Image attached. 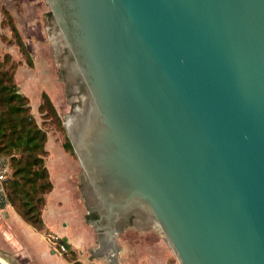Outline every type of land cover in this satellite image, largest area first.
Segmentation results:
<instances>
[{"label": "water", "instance_id": "95a60500", "mask_svg": "<svg viewBox=\"0 0 264 264\" xmlns=\"http://www.w3.org/2000/svg\"><path fill=\"white\" fill-rule=\"evenodd\" d=\"M46 1L109 264L134 217L179 264H264V0Z\"/></svg>", "mask_w": 264, "mask_h": 264}, {"label": "crops", "instance_id": "0c3cea01", "mask_svg": "<svg viewBox=\"0 0 264 264\" xmlns=\"http://www.w3.org/2000/svg\"><path fill=\"white\" fill-rule=\"evenodd\" d=\"M43 6V0H0L1 57L6 53L13 55L14 50L18 51L17 44L12 42L14 32L8 22L7 13L12 17L33 55L30 38L37 37L41 41L45 39L44 28L48 19L45 18L46 11ZM37 10L41 12L37 14ZM19 56L21 60V55ZM19 88L26 95L21 85ZM55 97L56 95L53 98ZM39 106L37 113L31 106L37 120L40 114ZM45 149V163L53 183V190L47 195L42 212L45 230L36 229L19 215L15 207L8 205L4 210H0V250L15 264H72L61 252L56 251L48 240L47 233L51 232L66 240L82 263L109 264V250L100 244L101 232L90 222L98 215L89 210V195L81 188L75 161L66 152L64 144H58L49 133ZM58 177L62 178L61 182H58ZM59 188L63 189V193H58ZM65 205L71 208L69 214L65 213ZM94 214L96 217L92 216ZM117 241L121 247L118 257L121 264H179L161 234L152 225L142 224L138 218L135 221L131 219L125 225V230L117 235Z\"/></svg>", "mask_w": 264, "mask_h": 264}, {"label": "trees", "instance_id": "16d2710c", "mask_svg": "<svg viewBox=\"0 0 264 264\" xmlns=\"http://www.w3.org/2000/svg\"><path fill=\"white\" fill-rule=\"evenodd\" d=\"M9 19L16 42L27 56V62L32 65L24 40L10 15ZM10 62L9 55L0 59V156L5 157L10 164L6 181L8 201L26 222L43 231L45 224L42 212L46 197L53 190L45 163L47 131L33 115L29 97L20 91L15 78L16 65ZM39 110L54 117L59 128L64 129L62 119L46 92L42 95ZM64 146L74 152L70 140L64 142ZM92 216L96 217V214ZM61 242L68 245L64 239ZM71 254L70 257H65L72 264H83L76 258L74 251Z\"/></svg>", "mask_w": 264, "mask_h": 264}, {"label": "rangeland", "instance_id": "374dc122", "mask_svg": "<svg viewBox=\"0 0 264 264\" xmlns=\"http://www.w3.org/2000/svg\"><path fill=\"white\" fill-rule=\"evenodd\" d=\"M43 5H44L43 6L44 10L46 11L44 13L45 18L48 19V21H46V25L44 28L45 39L41 41L37 37L30 38V44L32 46L33 55L31 54L30 49L27 47L26 43L24 42L31 56L32 65H30L27 62V56L24 55L23 52L20 50L19 45L16 42L14 33H13L12 42H15L17 44L18 51L14 50L13 55L11 53H6L2 57L0 56V59L3 60L6 55L10 56V59H11L10 64H15L16 72H18L17 75H15V78L17 82L19 83V85H21L26 95L30 98L31 106L33 107L36 113L38 111V106L41 103L43 90L46 89L45 92L48 93V95L50 96L51 100L53 101L62 119L64 129L61 130L59 126L57 125L55 118L49 116L48 114L41 113L39 111L40 114L38 115V120L36 117L35 118L38 124L42 126L44 130L47 131V134L48 133L50 134L52 139H54L58 144H64V142H66L67 140H70L64 122L66 121L68 115L72 113L73 109L77 106V104L80 103L83 95L77 92V90L76 92L70 93L71 89L69 88L68 85H71V82L73 83V81H71L70 79H68V77H66V73L64 69L65 59L59 49L56 27H54V25L51 23V19H52V15H50L51 9L46 0H43ZM40 12L41 11L37 10V14H39ZM7 16H8V22L10 23L9 15L7 14ZM19 54L21 55V60H19L20 59ZM20 65H23V66L19 68ZM54 95H56L57 99L56 97L53 98ZM66 152H68V154L71 156L73 161H75V165L79 171L78 180L81 182V188L85 190L88 194V189H87L88 180H87L86 174L84 173V169L80 163V160L76 152L75 151L72 152L69 150H67ZM62 167L64 168L63 165ZM63 175H64V172L62 170L61 177H63ZM58 176L60 175L58 174ZM61 177L57 178L58 182H61V179H62ZM58 193H63V189L59 188ZM89 198L90 196H88V201L90 202ZM8 205H10L9 201L6 204H2L3 207H0V210H4L5 208L8 207ZM64 210H65V213L69 214L71 211V208L70 206L66 207L65 205ZM51 234L55 235L54 233L48 232L47 238L49 241H50ZM68 246L69 245H66V251L61 252L64 257L66 255L67 257H70L72 255L71 252L74 251L71 248V246L69 247ZM74 253L76 254V258L79 260L78 254L75 251ZM0 259L4 261L6 264H15L10 259V257L7 256L4 251H1V250H0Z\"/></svg>", "mask_w": 264, "mask_h": 264}, {"label": "built area", "instance_id": "2783aa9c", "mask_svg": "<svg viewBox=\"0 0 264 264\" xmlns=\"http://www.w3.org/2000/svg\"><path fill=\"white\" fill-rule=\"evenodd\" d=\"M9 172L10 164L8 160L0 157V206H2V204L8 203L6 181ZM61 239L62 238H60L59 235H50V241L58 252L66 251V245L61 242Z\"/></svg>", "mask_w": 264, "mask_h": 264}, {"label": "flooded vegetation", "instance_id": "af4514ba", "mask_svg": "<svg viewBox=\"0 0 264 264\" xmlns=\"http://www.w3.org/2000/svg\"><path fill=\"white\" fill-rule=\"evenodd\" d=\"M76 82V83H75ZM75 82H71V85H68L69 86V88L71 89L70 90V93H72V92H76V90H77V92H79V93H81V95L83 94L82 93V89H81V86H80V84L77 82V81H75ZM75 87L77 88V89H75ZM133 219V221H135V219H136V217H134V218H132Z\"/></svg>", "mask_w": 264, "mask_h": 264}]
</instances>
